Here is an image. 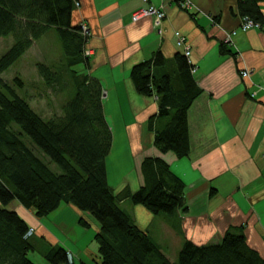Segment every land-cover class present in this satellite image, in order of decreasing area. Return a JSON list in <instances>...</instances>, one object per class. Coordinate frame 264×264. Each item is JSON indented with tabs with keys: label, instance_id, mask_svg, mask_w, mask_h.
Here are the masks:
<instances>
[{
	"label": "crops",
	"instance_id": "0c3cea01",
	"mask_svg": "<svg viewBox=\"0 0 264 264\" xmlns=\"http://www.w3.org/2000/svg\"><path fill=\"white\" fill-rule=\"evenodd\" d=\"M186 1L188 9L180 0H74L73 24L88 26L86 48L92 51L87 70L76 69L100 82L113 135L105 160L106 178L115 191L128 186L135 192L143 184L142 161L157 157L181 179L185 212L154 217L139 205L124 204L135 224L148 231L169 261L175 262L186 241L220 243L224 232L234 227L242 228L248 246L264 258V29L241 30L244 18L237 0ZM149 6L162 8L166 15L159 33L150 16L132 21L134 13ZM260 10L264 14V3ZM175 32L191 48L193 78L199 89L187 109L189 149L184 158L158 152L152 130L164 125L158 98L139 95L130 77L133 66L159 51L165 66L154 68L153 75L168 74L179 86L173 57L182 50L175 45ZM8 38L11 47L13 39ZM23 58L14 64H24L21 70L29 68ZM247 70L250 75L244 79L241 72ZM20 90L18 95L32 105L41 98L48 103L45 90L41 97L31 94L24 81ZM8 208L35 230V241L63 247L74 257L73 264H96L89 240L98 224L88 213L63 205L38 219L18 201ZM82 218L87 227L78 223Z\"/></svg>",
	"mask_w": 264,
	"mask_h": 264
},
{
	"label": "trees",
	"instance_id": "16d2710c",
	"mask_svg": "<svg viewBox=\"0 0 264 264\" xmlns=\"http://www.w3.org/2000/svg\"><path fill=\"white\" fill-rule=\"evenodd\" d=\"M237 1L241 17L264 29L260 10L264 0ZM74 9V0H0V38L13 39L0 56V264H36L30 253L48 264L74 261L63 247L35 241L34 233L28 236L30 227L8 208L12 201H18L38 219L47 218L63 205L88 213L98 224L89 240L97 255L96 264H264V258L248 246L242 228L225 231L220 243L198 246L186 241L172 262L148 231L135 224L124 208L125 202L147 209L154 217L174 215L187 210L185 186L157 157L142 161L143 184L135 192L128 186L120 191L109 186L105 160L113 135L104 114L100 82L75 69L86 71L89 67L90 56L85 52L90 30L84 34L81 24H73ZM49 30L55 31L62 55L57 50L54 64H35L43 79L41 84L61 98L60 112L44 120L18 95L16 89L23 88L22 79L13 77L9 84L2 75ZM173 58L179 86L168 74L159 78L153 75L154 68L165 66L159 51L149 61L133 66L130 77L139 95L158 98L159 118L164 125L152 129L156 149L160 154L170 152L184 158L189 149L187 109L199 89L183 52ZM23 136L41 155L24 142ZM78 223L88 225L83 218Z\"/></svg>",
	"mask_w": 264,
	"mask_h": 264
},
{
	"label": "rangeland",
	"instance_id": "374dc122",
	"mask_svg": "<svg viewBox=\"0 0 264 264\" xmlns=\"http://www.w3.org/2000/svg\"><path fill=\"white\" fill-rule=\"evenodd\" d=\"M9 42H10V38H5L4 40H0V56L3 55V53H4L2 51L7 49L10 46ZM39 44L40 45L38 48L32 49L30 54L25 55L23 58V60H24L23 62H25L27 64L26 66L29 68H26L25 66H23V68L21 70L19 67L24 65V64L14 65L13 67H11V69L9 71H7V73H5L3 75V77H4V80L9 84H10V82H12V78H13L12 75H14V77H20L22 79V81H24L25 85H27V87L30 88L31 94H33V93L39 94L40 97H41V95H44L43 90L46 91V95L49 96V101L51 102L50 104L44 103L42 98L34 101V105H32V103H33L32 101L30 102L29 100L28 101L26 100L34 110L36 109V111L38 112L40 117L42 119L46 120L47 118L54 116L56 111H58V113L60 112L59 102H60L61 97H57V95H54L50 89H45V86L43 87V83H42L43 89L40 88V85H41V82L43 79H42L41 75L38 73V69L36 68L35 63L40 62V63L52 65V64H54L53 62L55 61L54 58L57 57L56 51L58 50V52H60L61 55H62V52L60 50V43L58 40L56 41V34H55V31H53V30H49L48 35H46V37H44L43 40ZM32 88H34V89H32ZM16 90L19 91V88H17ZM20 92H21V90H20ZM67 93H68V91H66V94ZM14 128H16V127H14ZM22 139H24V142H26L28 144V146H32V149H34L36 153L41 155V153H40L41 151L34 147V145L32 144V141L27 136H23ZM44 160L47 163L48 162L50 163V161L47 160L45 157H44ZM52 166L54 167V165H52ZM54 169H55V167H54ZM159 227H160V224L157 225V230ZM148 230H150L151 232L154 231L153 228H149ZM29 231L30 230H28L27 233H29ZM34 232H35V230H34ZM34 232H31V233H34ZM86 239L87 240L90 239V236H87ZM201 245H205V244H201ZM201 245H198V246H201ZM29 256L33 259V261L36 264H48L44 259L37 256L35 253H30ZM94 256H95L94 257V259H95L97 255L95 254ZM93 262H95V261H93Z\"/></svg>",
	"mask_w": 264,
	"mask_h": 264
},
{
	"label": "built area",
	"instance_id": "2783aa9c",
	"mask_svg": "<svg viewBox=\"0 0 264 264\" xmlns=\"http://www.w3.org/2000/svg\"><path fill=\"white\" fill-rule=\"evenodd\" d=\"M146 2V0H145ZM180 4L184 9H188L189 8V3L186 0H180ZM152 17L154 19V26L157 28L158 33L160 32V23L163 21V19L166 17L164 11L162 10V8L156 9L153 6H149L147 9H143V10H138L137 13H134L131 17H132V21L133 22H137L139 19L144 18V17ZM243 24L241 25V30L243 32H246L248 30H256V29H260V25L258 23H254L251 20H249L248 18H244ZM81 30H83L84 34L89 32V29L87 28V26L85 25H81L80 27ZM175 36V45L176 47L181 48L183 54L185 57L188 58V62L189 64H191V48L190 46H188L186 44V39L184 36H181L178 32L174 33ZM233 36V35H232ZM91 51L89 49L86 50L85 55L90 56ZM195 73V67L192 70V74ZM250 75L249 70L247 71H242L241 72V76L244 79H247L248 76ZM254 94H251L250 97L253 98ZM29 233H27V235L29 236V234L32 232V229H29Z\"/></svg>",
	"mask_w": 264,
	"mask_h": 264
},
{
	"label": "bare ground",
	"instance_id": "6f19581e",
	"mask_svg": "<svg viewBox=\"0 0 264 264\" xmlns=\"http://www.w3.org/2000/svg\"><path fill=\"white\" fill-rule=\"evenodd\" d=\"M76 5H78V3H76ZM91 54H92V51H91ZM91 54H90V55H91Z\"/></svg>",
	"mask_w": 264,
	"mask_h": 264
}]
</instances>
